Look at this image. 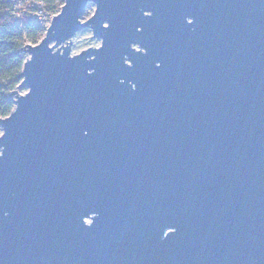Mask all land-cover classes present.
I'll return each mask as SVG.
<instances>
[{"label":"water","instance_id":"1","mask_svg":"<svg viewBox=\"0 0 264 264\" xmlns=\"http://www.w3.org/2000/svg\"><path fill=\"white\" fill-rule=\"evenodd\" d=\"M23 53L0 264H264V0H64Z\"/></svg>","mask_w":264,"mask_h":264},{"label":"trees","instance_id":"2","mask_svg":"<svg viewBox=\"0 0 264 264\" xmlns=\"http://www.w3.org/2000/svg\"><path fill=\"white\" fill-rule=\"evenodd\" d=\"M41 2L49 15L64 3V0H31ZM43 30L29 19H18L11 12L10 4L0 0V119L7 117L14 107L13 98L9 94L20 83L26 54L24 48L28 44L36 45L41 39Z\"/></svg>","mask_w":264,"mask_h":264},{"label":"built area","instance_id":"3","mask_svg":"<svg viewBox=\"0 0 264 264\" xmlns=\"http://www.w3.org/2000/svg\"><path fill=\"white\" fill-rule=\"evenodd\" d=\"M4 4H10L12 15L18 19H29L37 24L43 32L48 27L50 17L55 15H49L45 10V6L41 2L31 0H2Z\"/></svg>","mask_w":264,"mask_h":264},{"label":"rangeland","instance_id":"4","mask_svg":"<svg viewBox=\"0 0 264 264\" xmlns=\"http://www.w3.org/2000/svg\"><path fill=\"white\" fill-rule=\"evenodd\" d=\"M60 8L61 7H59L56 10L58 13L60 11ZM93 10H94V6L93 5H88L82 20H87L92 15ZM52 18L53 17H50V21H51ZM49 25H50V22L48 24V27H49ZM46 30H45V32H46ZM45 32H43V34L41 35V39L43 38ZM90 37H92V34H91V31L89 29H84V30L76 33L75 36L71 39V43H72V45H71V54L72 55L78 54L81 51H83L85 49H88V48H98L100 46V40L93 39V38H90ZM41 39L39 40V42L41 41ZM28 45L34 46L33 44H28ZM27 57H28V55L26 54V58ZM15 90H17V92L19 94H24L26 92V90H18L17 88Z\"/></svg>","mask_w":264,"mask_h":264}]
</instances>
